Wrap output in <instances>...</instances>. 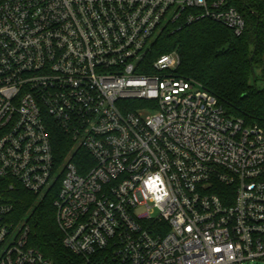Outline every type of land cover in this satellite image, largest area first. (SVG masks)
Instances as JSON below:
<instances>
[{
    "label": "built area",
    "instance_id": "obj_1",
    "mask_svg": "<svg viewBox=\"0 0 264 264\" xmlns=\"http://www.w3.org/2000/svg\"><path fill=\"white\" fill-rule=\"evenodd\" d=\"M203 19L246 29L232 0H0V177L56 193L81 264L264 261V124L174 53L149 60L165 26ZM51 121L76 144L62 161ZM13 214L0 199V264H53Z\"/></svg>",
    "mask_w": 264,
    "mask_h": 264
},
{
    "label": "trees",
    "instance_id": "obj_2",
    "mask_svg": "<svg viewBox=\"0 0 264 264\" xmlns=\"http://www.w3.org/2000/svg\"><path fill=\"white\" fill-rule=\"evenodd\" d=\"M232 1L246 18L242 35L208 19L174 23L158 33L149 60L174 53L179 58L178 73L214 94L228 114L264 124V87L256 85L259 79L264 81V0ZM50 135L62 161L76 144L54 121ZM86 155L79 148L75 160ZM9 183L0 177V199L13 205V218L19 226L28 227V244L53 264H81L82 258L63 244L54 207L56 193L39 197L22 187L12 189Z\"/></svg>",
    "mask_w": 264,
    "mask_h": 264
},
{
    "label": "rangeland",
    "instance_id": "obj_3",
    "mask_svg": "<svg viewBox=\"0 0 264 264\" xmlns=\"http://www.w3.org/2000/svg\"><path fill=\"white\" fill-rule=\"evenodd\" d=\"M256 85L260 88L264 87V81L259 79L258 81H256ZM258 264H264V261L263 262H259Z\"/></svg>",
    "mask_w": 264,
    "mask_h": 264
},
{
    "label": "water",
    "instance_id": "obj_4",
    "mask_svg": "<svg viewBox=\"0 0 264 264\" xmlns=\"http://www.w3.org/2000/svg\"><path fill=\"white\" fill-rule=\"evenodd\" d=\"M250 59H252V56H251ZM252 72H253V78L255 79V77H256V72H255V69H254V68H252Z\"/></svg>",
    "mask_w": 264,
    "mask_h": 264
}]
</instances>
